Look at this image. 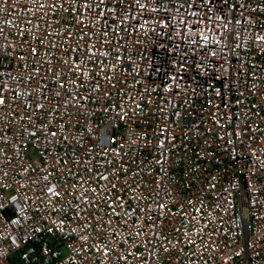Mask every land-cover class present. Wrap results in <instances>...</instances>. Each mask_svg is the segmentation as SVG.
Returning <instances> with one entry per match:
<instances>
[{
	"label": "built area",
	"instance_id": "obj_1",
	"mask_svg": "<svg viewBox=\"0 0 264 264\" xmlns=\"http://www.w3.org/2000/svg\"><path fill=\"white\" fill-rule=\"evenodd\" d=\"M96 3L0 0V264H264V0Z\"/></svg>",
	"mask_w": 264,
	"mask_h": 264
},
{
	"label": "snow or ice",
	"instance_id": "obj_2",
	"mask_svg": "<svg viewBox=\"0 0 264 264\" xmlns=\"http://www.w3.org/2000/svg\"><path fill=\"white\" fill-rule=\"evenodd\" d=\"M96 0H85V2L81 5L80 0H64V3L68 4L69 6H75L76 8H83L84 11H76V16L78 17L77 19V24L81 29H84V35H87V25H84V18H86L87 11H89L92 7V3H95ZM169 2L175 7L172 9L175 11L177 14H179L182 19L179 20V24L181 25L182 28H187L189 31V34H199L200 32V24L203 22L204 17H202L195 9H197L200 5H204L207 7L208 4L212 2V0H200V4L197 3V0H169ZM105 0H98V3H96V7H99L100 4H104ZM112 3L114 5V9L119 8L123 3L124 0H112ZM132 4H139L140 8L142 10L147 9V5L141 4L140 0H131V3L129 4V10L132 8ZM64 5L61 4L59 7H63ZM40 7H44V5H40ZM50 7H56V5H51ZM189 9H192V11H189ZM183 10V11H182ZM152 11H156L155 8L152 9ZM100 13H97L96 18H100ZM206 16V14H205ZM127 19V17H120V22L123 23L124 20ZM105 23L108 21V17H104ZM113 23L116 22L115 19L112 20ZM135 27V25H133ZM221 36L223 39H228V37L224 34L221 33ZM207 40V37H204ZM83 39V37H81ZM220 41H217L219 43ZM37 49H32L33 54H35ZM75 51V50H73ZM84 55H88L87 52L84 53ZM104 55V54H101ZM92 56H96V53H92ZM91 58V57H89ZM99 58V57H97ZM74 59L77 60V67L80 68L81 76H94V72H88L85 70V66L82 61H79L78 57H75ZM4 104V97L3 95H0V105ZM102 179H107V177H102ZM115 187V185H113ZM49 191H52L51 189Z\"/></svg>",
	"mask_w": 264,
	"mask_h": 264
},
{
	"label": "rangeland",
	"instance_id": "obj_3",
	"mask_svg": "<svg viewBox=\"0 0 264 264\" xmlns=\"http://www.w3.org/2000/svg\"><path fill=\"white\" fill-rule=\"evenodd\" d=\"M16 264H18V263L16 262Z\"/></svg>",
	"mask_w": 264,
	"mask_h": 264
}]
</instances>
